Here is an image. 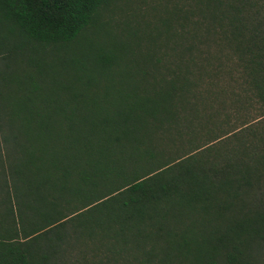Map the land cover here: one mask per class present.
<instances>
[{"label":"trees","instance_id":"16d2710c","mask_svg":"<svg viewBox=\"0 0 264 264\" xmlns=\"http://www.w3.org/2000/svg\"><path fill=\"white\" fill-rule=\"evenodd\" d=\"M0 264H264V0H0Z\"/></svg>","mask_w":264,"mask_h":264}]
</instances>
